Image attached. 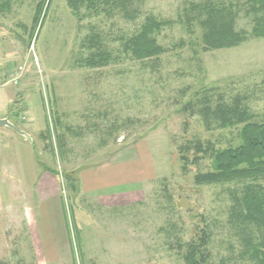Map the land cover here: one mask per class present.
Returning <instances> with one entry per match:
<instances>
[{"label":"rangeland","instance_id":"374dc122","mask_svg":"<svg viewBox=\"0 0 264 264\" xmlns=\"http://www.w3.org/2000/svg\"><path fill=\"white\" fill-rule=\"evenodd\" d=\"M38 1L0 0V116L27 133L21 145L0 126L12 135L2 152L0 264H183L179 243L205 225L213 264H257L248 240L264 251V233L234 213L249 182L197 185L210 160L183 168L179 146L240 142V126L181 111L196 91L212 103L237 99L264 120V38L202 52L199 30L181 23L184 0L132 1L134 20L120 7L72 11L51 0L35 26ZM149 15L166 21L155 37L167 52L137 60L125 45ZM97 50L110 60L90 67ZM254 185L264 192V180Z\"/></svg>","mask_w":264,"mask_h":264},{"label":"trees","instance_id":"16d2710c","mask_svg":"<svg viewBox=\"0 0 264 264\" xmlns=\"http://www.w3.org/2000/svg\"><path fill=\"white\" fill-rule=\"evenodd\" d=\"M72 11L79 5L97 7H120L129 20L135 19L128 13L130 2L139 0H65ZM4 3H8L5 0ZM51 0H39L33 16L34 25H39L46 16ZM49 5V6H48ZM181 23L189 34L199 30L196 42L200 51L228 49L237 47L252 38H264V0H184ZM105 10V9H101ZM240 16L248 18V28L240 27ZM166 21L149 15L139 32L133 35L126 47L137 60L159 58L167 49L159 44L155 34L160 31ZM181 46L184 44L181 41ZM193 48V47H192ZM193 48L194 52L198 49ZM197 53V52H196ZM110 60L105 51H94L88 58L90 67L104 66ZM196 91L182 105L181 111L190 115H198L204 123L217 124L218 127L229 128L240 126L237 145L217 148L210 141L201 139L185 141L179 146V154L183 168L199 165L202 160H210V169L197 172L194 182L197 185H218L233 182H249L243 193L236 197L235 216L246 225L256 226L264 233V192L255 182L264 180V120L253 119L245 111L239 101L234 99L228 103H212L210 98ZM48 169V168H47ZM53 172V170H49ZM69 188L74 192V181L67 176ZM195 237L179 243L183 264H213L210 244L212 233L207 225L201 228ZM251 258L264 264V251L248 240Z\"/></svg>","mask_w":264,"mask_h":264},{"label":"crops","instance_id":"0c3cea01","mask_svg":"<svg viewBox=\"0 0 264 264\" xmlns=\"http://www.w3.org/2000/svg\"><path fill=\"white\" fill-rule=\"evenodd\" d=\"M0 118H6L5 116H3V114L0 116ZM1 128V127H0ZM21 135V134H20ZM12 137V135H10V133H6V132H4V129H0V179H3V180H6V177L7 176H5L6 175V173H8V169H10V168H8L9 167V165H7V164H5L4 163V160H3V158H2V152H3V147H4V145L6 144V141H7V139L8 138H11ZM21 137V145H23V144H25V143H23V142H26V139L25 138H23L24 136L23 135H21L20 136ZM5 138V139H4ZM23 150H24V152L28 155V157H29V155L31 154L30 153V150H29V148L28 147H23ZM12 172V171H11ZM16 177V175H15V173H11L10 174V177ZM9 177V178H10Z\"/></svg>","mask_w":264,"mask_h":264},{"label":"water","instance_id":"95a60500","mask_svg":"<svg viewBox=\"0 0 264 264\" xmlns=\"http://www.w3.org/2000/svg\"><path fill=\"white\" fill-rule=\"evenodd\" d=\"M0 126H7L13 130H15L16 132L20 133L23 136H27V133L18 129L13 123H11L9 121L8 118H0Z\"/></svg>","mask_w":264,"mask_h":264}]
</instances>
